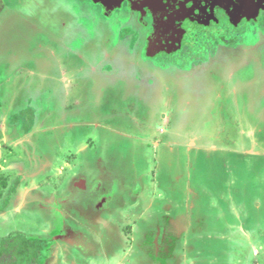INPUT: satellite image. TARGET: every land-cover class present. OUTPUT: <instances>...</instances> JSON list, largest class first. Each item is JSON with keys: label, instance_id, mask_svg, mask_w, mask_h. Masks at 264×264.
<instances>
[{"label": "crops", "instance_id": "crops-1", "mask_svg": "<svg viewBox=\"0 0 264 264\" xmlns=\"http://www.w3.org/2000/svg\"><path fill=\"white\" fill-rule=\"evenodd\" d=\"M14 10H16L15 7ZM9 13L10 11L0 14L2 23L5 22L6 17H12ZM101 43L105 45L106 41L103 39ZM85 54L88 56V62L84 63V68L78 73L70 72L69 69L65 71L63 69L59 73L56 69L53 74V70L50 69L46 75L42 74L43 89L36 95L29 90L34 89L36 84L28 77L30 73L27 71L28 68L24 66L16 73V60L7 62L0 60V179L3 181L9 179L12 186L8 208L0 213L1 241L5 237L9 239L13 235H22L28 237L30 241L43 240V247L47 243H52L46 251L43 250L42 264H129L128 250L122 248L120 242L126 240L128 236L135 237L141 230L139 225L146 219L143 216L141 218V214L148 213L146 206L150 209L148 203L150 198L155 203L150 202L152 206L168 205L166 212H162L166 223L160 225L161 228L166 227L164 230L160 229V233L169 231L171 235L172 233L175 235L174 228H178L181 229V234L188 229L191 237L194 235L201 237L203 233L209 232L205 230L208 218L197 204L203 195L197 189H203L202 185L196 188L193 186L192 172L195 170V162L201 152L209 157L221 152L257 155L259 149L256 147L260 146L258 135L262 132L264 109L247 103L251 97L248 91L234 93L231 80V82L228 81L232 86L228 97L227 94L217 93L218 104L213 94L204 100L208 101L209 106L212 105L215 108L218 106L219 109L225 104H232L237 111V116L244 114L242 119L246 123L243 121L236 123L231 117L229 120L227 115L221 113L219 115V112H214L212 109L207 115L213 118L214 123L221 127L224 122L226 124L221 128L222 132L218 133L220 136L214 131L205 130L202 123L201 127L197 128L190 121L183 132L173 131L169 134V138H167L168 134L166 136L159 132H156V136L144 134L131 136L124 127L125 123L122 122L120 128L116 129L110 121L122 119L124 122L130 120L137 123L136 110L143 108L144 104H148L147 108L153 110L154 116L160 110L154 111V101H150V98L152 96L154 99L158 96L160 103V91L154 89L153 84L144 85L142 77L145 76L132 74L131 70H125L122 75L111 76L115 69L113 68V72H105L104 65H99L101 81L97 76L99 73L94 71L97 65L95 59L90 54ZM123 56L131 61L129 60L131 55L123 54ZM225 62L227 63L228 59H225L223 63ZM226 63L219 67L221 74L224 73L222 67L228 66ZM5 64H8L9 68ZM105 64L112 65L110 62ZM232 67L228 66L226 81L232 79L231 76L234 75L233 71L236 68ZM258 70V73L264 72V67ZM142 71L145 70L140 72ZM154 71L157 75L152 74ZM16 75L24 76L23 84L17 83ZM51 75L54 81L48 83L47 80ZM148 76L154 77L157 81L161 78V74L155 69ZM175 76L180 77L179 74ZM175 76L169 75L168 80L172 77L176 79ZM237 78L241 80L240 77ZM115 80L119 84H115ZM143 91L150 97L144 98ZM176 91L178 93L176 102H180L179 89ZM10 94H12L11 98ZM100 95L104 97L102 98L104 101H101ZM107 98L111 101L109 104L105 101ZM222 98L227 99L221 100ZM30 104H33V107ZM189 104L191 105L190 102ZM4 106L7 107L6 112L2 110ZM209 106H206V109H209ZM16 108L21 109L20 112L43 109L46 117L39 118L40 115H38L37 119L35 117V122L34 120L30 122L33 123V127L26 130L24 118L16 121L17 116L13 111ZM97 108H102L104 111L99 118L95 119L94 116L98 114L94 109ZM128 108H135V111L127 115L124 111ZM111 110H114L113 113L110 112ZM11 112L13 113L10 114ZM204 112L203 114H206ZM251 114L258 116L255 117L258 123L252 120ZM50 116L51 119H48ZM101 118L104 121L101 122ZM250 121L255 127L248 125L249 128H245L244 126ZM233 122L237 129H232L234 128L232 126L231 134L227 127ZM109 129L116 130L115 133L120 136L112 138V135L108 133L112 139H101L100 135ZM75 132L77 135L86 136L81 140L73 138L69 144V139L67 140L64 135ZM73 135L76 137L75 134ZM123 138L124 140L119 141ZM161 140L164 141V145L160 142ZM128 143H133L131 148L132 151L134 150L133 153L126 147ZM146 147L151 153L145 156L143 148ZM165 153L168 156L163 157ZM132 156L135 157L132 160L134 170L127 173H134L132 182L135 184L132 182L128 184L129 180L125 181L127 179L125 168L130 163L129 157ZM96 157L102 172L109 170L108 177L96 179L95 174L88 171L96 165ZM77 158L81 159L80 164L75 162ZM116 158L120 160L116 161ZM162 158L167 160L171 167L165 169ZM17 181L20 183L15 184ZM162 185L166 188L177 187L176 192L171 191L169 194L173 200L169 199L167 192L162 191ZM135 189L138 191L133 194ZM129 192L133 198L128 199L127 202L131 201L129 204L132 205L137 204L141 214L136 212L134 207L131 209L117 207L116 210H111L114 203L128 198ZM215 203H217L216 200ZM178 204L185 208L189 206L191 216L189 224L179 223L178 211H176ZM196 209L199 210L197 217L196 214L194 215ZM233 210L236 209L233 208ZM134 215L138 221L141 220L140 223L133 220ZM196 219L200 220L198 226L195 225ZM160 235L158 233L157 242L160 240ZM113 238L117 239L118 248H109L108 252L104 240H113ZM90 241L92 242L89 243Z\"/></svg>", "mask_w": 264, "mask_h": 264}, {"label": "rangeland", "instance_id": "rangeland-1", "mask_svg": "<svg viewBox=\"0 0 264 264\" xmlns=\"http://www.w3.org/2000/svg\"><path fill=\"white\" fill-rule=\"evenodd\" d=\"M14 7L16 10H14ZM7 11H10L9 14L12 17H6L4 23L0 21V60L2 62L16 60V73L24 66L26 69L28 68L27 71L30 72L28 77L36 84L34 89H29L33 91V95L39 94L43 89L41 86L43 84L42 74L45 73L46 75V72L49 73L50 69L55 71V68L60 73L63 69L64 71L68 70L69 67L75 73L80 72L84 68V63L88 62V56L85 54L88 53L95 59L97 64L94 71L99 73L101 71L100 66L114 59L113 65H105V72H113L115 69L110 74L112 76L114 74L122 75L125 70H131L132 74L145 76L142 77L144 85L153 84L154 89L160 91V103L158 96L154 99L152 96L150 98V101H154V111L156 109L159 112V109V113L153 116V110L147 108L148 104H144L143 108L136 110L138 112L137 123L130 120H126V123L122 119L110 121L114 127L116 126V129L120 128L122 122L125 123L124 127L131 136L142 134L156 136V132H159V134L162 133L166 136L168 134L167 138H169V134L173 131L176 133L183 132L189 121L197 128L201 127L202 123L205 130H211L217 134L221 133V128L226 124L224 122L221 127L219 124L214 123L213 118L207 115L212 109L214 112H219V115L220 113L227 115L226 117L229 120L231 117L236 123L245 122L242 119L244 114L241 113L240 116H237V111L234 110L232 104H225L219 109L218 106L216 108L212 105L209 106L208 101L204 99H208L212 94L216 96L217 93L219 95L227 94L228 97L232 90V86L225 80L228 77V66L236 68V66L238 67L243 63L242 54L238 56L240 57L238 59L232 57L233 60L228 59V62H225L228 66L222 67L224 73L219 72V67L225 63L211 61L212 53L216 54L217 42L222 41L220 35L216 37L217 31L222 32L223 36V33L225 35H236L242 43L252 44L258 39V36L251 33L252 23H244L238 28H232L229 24L218 28L213 27L205 30L204 34L207 39L197 40L188 37V44L182 51L170 55L159 54L151 58L144 56V62L141 63L139 48H136L135 44L136 21L131 19L132 13L127 11L116 8L108 16L105 10L102 12L100 7L90 0H0V14ZM261 24L264 25V13L258 25ZM103 39L106 41L105 45L101 43ZM73 51H76L77 54ZM123 54L131 55V59L129 58L131 61H128V58H125ZM119 56L122 57L119 58ZM138 59L140 62L137 61ZM7 65L5 64V66ZM196 65L199 66L195 67ZM140 69L145 71L140 72ZM154 69L161 74L159 81L148 76ZM152 74L157 75L155 71ZM171 74L174 76L179 74L180 77L175 76L176 79L172 77L168 80ZM248 75L245 71L247 78ZM97 76L100 78V73ZM188 76L191 77L188 78ZM19 77L17 76V83L20 85L23 84L24 76ZM115 84L119 83L115 80ZM178 89L180 102H176L178 97L176 90ZM9 96L11 98L12 94ZM217 96L215 99H217L218 104L219 97L217 98ZM100 97L101 101H104L102 99L104 97L102 95ZM143 97L149 98L150 96L143 91ZM224 99L227 98L221 100ZM108 100V98L105 100L107 104L111 102ZM30 105L33 107V104ZM206 106H209V109H206ZM4 107L2 110L6 112L7 107ZM13 111L17 116L15 117L17 122L20 121L18 119L24 118V121H26L24 129L26 130L33 127V123L30 122L33 120L35 122V117L37 119L38 115H40L39 118L41 116L46 117L43 109L38 111L29 109L23 111L22 115L19 108ZM94 111L98 114V116H94L97 119L104 110L97 108ZM113 111L110 112L113 113ZM133 111H135V108H128L124 112L130 115ZM203 111L206 114H203ZM107 112L109 113V111ZM251 115L252 120L258 123L255 118L258 116ZM48 119H51V116ZM100 121L102 122L104 119L101 118ZM235 122L227 127L228 132L231 134L230 128L232 126H234L232 129H237L234 125ZM249 125L254 124L249 123ZM244 127L249 128L247 124ZM105 132L100 135L101 139L110 138L108 133L112 135V138L120 136L113 129ZM76 133H66L64 135L67 140L69 139V144H71L70 140L73 138L81 140L86 136L77 135ZM95 133H98V131H95ZM73 134L76 137H73ZM120 140H124V138ZM258 140L260 146L256 147V149H259L257 155L249 156L221 152L214 153L209 157L201 152L195 162V170L192 172L193 186L196 188V186L202 185L203 189H197L203 194L197 204L202 213L204 211L208 218L205 230L209 231L202 234L203 239L201 241L202 246H204L203 256L205 257L202 259V264H264V123L262 132L258 135ZM160 142L163 143L164 141L161 140ZM126 147L128 149L133 148V143H128ZM143 149H145L143 151L145 156L150 155L151 152L148 151L147 147ZM165 155L167 154L165 153L163 157ZM133 158L135 159L134 156L129 157L130 163L125 168L127 175L125 181L129 180L128 184L133 181L134 176V173H127L134 170L132 169ZM162 159L165 169L171 167L167 160ZM119 160V158H116V161ZM80 161L81 159L77 158L75 162L80 164ZM132 183L135 184V182ZM163 183L165 182L163 181ZM163 185L161 189L165 191ZM168 197L173 200V197L169 194ZM176 197L180 199L178 195ZM215 200L217 203H215ZM233 208L236 210H233ZM182 223L185 224L186 222L182 221ZM28 241V237L13 235L9 239H4L3 243L8 246L3 247L9 249L11 256L19 257V261H23L29 257V254L24 251L23 256L17 253V250L23 244H29ZM192 257L194 256L192 255ZM192 259L194 260V258Z\"/></svg>", "mask_w": 264, "mask_h": 264}, {"label": "flooded vegetation", "instance_id": "flooded-vegetation-1", "mask_svg": "<svg viewBox=\"0 0 264 264\" xmlns=\"http://www.w3.org/2000/svg\"><path fill=\"white\" fill-rule=\"evenodd\" d=\"M90 1L93 2V0ZM94 4L100 7L102 12H104V6L99 3ZM119 9L132 13L131 19H135L136 21L135 44L136 48H139V59L141 63L144 62L143 58L146 56L148 39L156 25H158L161 21L174 17L180 18V23H182L185 28V36L180 49L173 53H160L168 55L176 54L177 52L182 51L188 44V37H192L197 40L207 39L204 34L205 30L213 27H222L227 24H229L232 28H238L244 23H252L253 27L250 28L251 33L258 36L257 41L252 44L242 43L236 35H225V33H223V36L222 32L217 31L216 37L220 35L222 41L217 42V47L215 48L216 54L212 53L213 57H211V61L215 60L217 62H224L225 59H232V57L238 59L240 58L238 56L242 54L243 57L241 58L243 59V63H241L238 67L236 66V69L233 71L234 75L231 76L230 74L232 79L227 81H233L231 83L234 87V93L239 94L241 91L249 92L251 97L247 103H252L254 107L256 106L257 108L259 107L264 109V72L258 73V69L264 67V25H258L261 21V16L264 13V0H125ZM210 36L212 37L213 35ZM73 53L77 54L76 51H73ZM139 59L137 61H139ZM114 61L115 60L112 59L110 63L113 65ZM73 63H75V61H73ZM105 65L106 64H104V67ZM197 66L199 65H196L195 67ZM56 69L57 68H55V71L53 69V74L56 72ZM69 71L74 72L70 67ZM245 71L249 74L248 78L245 76ZM52 76L53 75H51V77L47 80L48 83H52L54 81ZM237 77H240L241 80H238ZM248 125L249 123H247V126ZM253 127L255 126L253 125ZM133 151L132 149L130 150L132 153ZM97 160L98 158L96 157V165L89 168L88 171L90 173H94L96 179L99 177L103 178V176L108 177L109 170L106 169L105 172H102V169L97 164ZM18 183L20 182L17 181L15 184ZM164 189L168 194H170L171 191L176 192V190H178L176 186L169 188L165 187ZM137 191L138 190L135 189L132 193L134 194ZM11 194L12 186H10L9 179L6 181L0 179V213L4 212L5 208H8L11 200ZM129 195L130 196L128 198L120 199L117 203H114L111 206V210H116L117 207H129L130 209L134 207L137 212L139 206L137 204H129L131 201H129V203L127 202L128 199L130 200L133 198V196H131V192H129ZM124 200H126L127 203ZM143 202L145 203L146 201L143 200ZM150 202L155 204L154 200L150 198L148 202L150 209L146 206V210H149L147 214L145 213L146 215H142L141 212L138 211V213L141 214V218L142 216L143 218H146L143 221V224L141 223L139 225L141 230L137 232L138 234H136L135 237L128 236L126 240H122L120 242L122 244L121 247L128 250L127 254L129 256V264H202V259L205 258L203 256L204 246H202L201 241L203 239L202 235L201 237L199 235L191 237L188 229L181 234L180 229L178 228H174L175 235L172 233L173 236L169 231H163L160 233L159 230H164L166 227L162 226L161 228L160 225L166 223L163 213L166 212L168 205L152 206V203ZM145 205L147 204L145 203ZM145 205L142 204V206ZM181 206L182 205L179 207L176 206V211H178L177 219L180 221V224H183L182 221H186V224H189V220L191 219L189 206L186 208ZM198 213L199 210L196 209L194 211V215L196 214L197 217L199 216L197 215ZM159 214H161L160 216L162 217L161 221L159 219ZM134 216L135 218L133 220H136V223H140L141 220L138 221L136 215ZM199 222L200 220L196 219L195 225L198 226ZM169 227L172 228V225L169 224ZM158 233L161 234L159 242L156 240ZM164 233L167 234L165 235ZM113 240H104V244L105 247L108 248V252L110 251L109 248H118L116 243L117 239L115 238V240ZM91 242L92 241L89 243ZM50 244L52 243H47L43 247V240H40L41 251H46L47 248L50 247ZM178 249H180L179 252ZM192 255L194 257H192ZM192 258H194V260ZM42 263L43 261L40 260L39 264Z\"/></svg>", "mask_w": 264, "mask_h": 264}, {"label": "water", "instance_id": "water-1", "mask_svg": "<svg viewBox=\"0 0 264 264\" xmlns=\"http://www.w3.org/2000/svg\"><path fill=\"white\" fill-rule=\"evenodd\" d=\"M125 0H93L96 4H101L105 8L106 15L110 16L116 8H120ZM180 18H171L161 21L156 25L148 39L146 56L151 58L162 52L173 53L180 49L185 28Z\"/></svg>", "mask_w": 264, "mask_h": 264}, {"label": "trees", "instance_id": "trees-1", "mask_svg": "<svg viewBox=\"0 0 264 264\" xmlns=\"http://www.w3.org/2000/svg\"><path fill=\"white\" fill-rule=\"evenodd\" d=\"M21 115H22V112H21ZM3 242L4 240L0 241V264H39L40 263V259L43 254V252L41 251L40 241H30L29 240L28 241L30 242L29 244H23L19 248V250H17V253H20L21 255H23L24 251H26V253L29 254V257L28 258L25 257L26 259H24L23 261H19V257L15 258L14 256H11L10 255L11 252L9 251V249L5 248L8 245L4 244ZM20 258H23V257H20Z\"/></svg>", "mask_w": 264, "mask_h": 264}]
</instances>
